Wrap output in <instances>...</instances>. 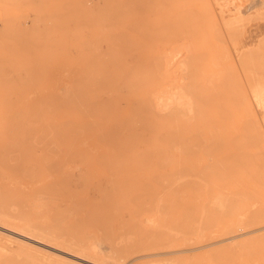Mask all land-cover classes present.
I'll use <instances>...</instances> for the list:
<instances>
[{"label": "rangeland", "instance_id": "rangeland-1", "mask_svg": "<svg viewBox=\"0 0 264 264\" xmlns=\"http://www.w3.org/2000/svg\"><path fill=\"white\" fill-rule=\"evenodd\" d=\"M0 193V264H264V0H0Z\"/></svg>", "mask_w": 264, "mask_h": 264}, {"label": "bare ground", "instance_id": "bare-ground-1", "mask_svg": "<svg viewBox=\"0 0 264 264\" xmlns=\"http://www.w3.org/2000/svg\"><path fill=\"white\" fill-rule=\"evenodd\" d=\"M180 100H178L179 102ZM181 102V101H180ZM179 102V104H180ZM183 102V101H182ZM178 104V105H179ZM184 104V103H183ZM181 103V106L183 105ZM180 107V106H179ZM185 107V106H184ZM181 109V108H180ZM186 110V109H185ZM187 115V114H186ZM177 133V131H176ZM5 197L2 196V194L0 193V222L3 221V219L8 215V211H7V208H6V204H5V200L3 199ZM213 201V200H212ZM208 202V201H207ZM215 203V202H214ZM201 232V231H200Z\"/></svg>", "mask_w": 264, "mask_h": 264}]
</instances>
